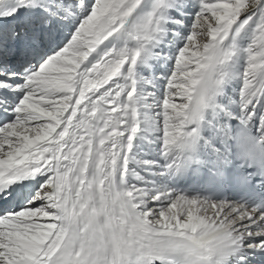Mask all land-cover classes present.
Masks as SVG:
<instances>
[{
    "label": "snow or ice",
    "instance_id": "obj_1",
    "mask_svg": "<svg viewBox=\"0 0 264 264\" xmlns=\"http://www.w3.org/2000/svg\"><path fill=\"white\" fill-rule=\"evenodd\" d=\"M0 264H264V0H0Z\"/></svg>",
    "mask_w": 264,
    "mask_h": 264
}]
</instances>
